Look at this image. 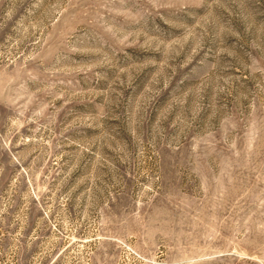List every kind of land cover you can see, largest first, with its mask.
<instances>
[{
    "label": "rangeland",
    "instance_id": "374dc122",
    "mask_svg": "<svg viewBox=\"0 0 264 264\" xmlns=\"http://www.w3.org/2000/svg\"><path fill=\"white\" fill-rule=\"evenodd\" d=\"M0 264H264V0H0Z\"/></svg>",
    "mask_w": 264,
    "mask_h": 264
}]
</instances>
